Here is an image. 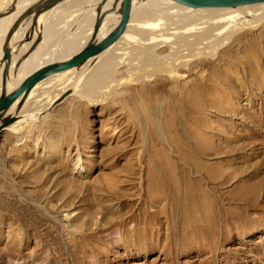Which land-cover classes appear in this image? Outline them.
I'll return each mask as SVG.
<instances>
[{
	"label": "rangeland",
	"instance_id": "1",
	"mask_svg": "<svg viewBox=\"0 0 264 264\" xmlns=\"http://www.w3.org/2000/svg\"><path fill=\"white\" fill-rule=\"evenodd\" d=\"M161 6L130 65L1 132L0 264H264V24L169 73L195 24Z\"/></svg>",
	"mask_w": 264,
	"mask_h": 264
},
{
	"label": "bare ground",
	"instance_id": "2",
	"mask_svg": "<svg viewBox=\"0 0 264 264\" xmlns=\"http://www.w3.org/2000/svg\"><path fill=\"white\" fill-rule=\"evenodd\" d=\"M36 1L38 0H6L2 2V10L3 8L7 9L11 5H13V8H11V6L9 12L5 10L8 14H6V12V15L2 13L4 16L0 17V55L2 54V44L5 36L13 26L14 21L22 11L36 3ZM70 1L72 2V0H63L52 8L41 12L35 21L33 20L31 13L21 19L20 22L13 28L9 39V46L11 47L12 53L11 61L7 68L5 77L6 90L14 87L21 81V79L35 70L42 63L51 59L65 57L75 51H78L87 40L94 24L96 15L95 7L99 0H73V5L68 3ZM109 4L110 1H108L103 8L107 7ZM161 4H167L173 8L177 7V10L179 11L183 9L184 11L187 10L192 12V15H178L182 19H187L195 24H192L193 26L190 27V31L186 33L184 38L188 52H186L182 60L179 58L181 61L178 60V62H171V65L165 70L169 73H175L180 62L184 60H189L192 57L195 58L209 52H214L217 48L230 41L240 31L248 28H256L264 24V2L249 3L234 7L195 8L178 4L173 0H135L133 2L132 11V14L134 13L135 15L131 16V19L129 18L130 20L127 23V30L121 38L114 42L107 50L102 52L96 59L85 63L83 65L85 67L79 70L80 72L76 77L72 78L70 75L76 68H70L50 74L49 76L36 82L26 96L23 98H17L8 108L7 113L16 114V119L12 123L8 124L2 131L6 130L12 133L23 132V130L33 126L37 120L42 119L49 109L55 107L70 95L85 96V93L89 89L87 84H91L93 81L103 78V76H109L113 71L115 72V69L118 67L120 68L123 65L129 64V62L132 63L131 61L126 62L127 60L125 59L117 61V58L121 57L117 50L121 49L124 41L134 42L139 39H150L146 26H158L164 20L166 21V17L163 20H160V17L157 16V13L160 12L161 7H163ZM141 7L145 9H142ZM213 8L229 9L223 10ZM163 9L165 11H169V9L162 8L161 13H163ZM73 11H81L83 14L82 19L78 20L76 17H72L70 12ZM184 11L181 13H188H185ZM175 13L177 14L180 12L174 11L173 14L175 15ZM161 15L162 14H160V16ZM55 17H57V20ZM108 17L109 19L107 24L101 27V32L99 33H103L117 22L118 13L114 12ZM173 18L175 19V17ZM136 19L139 20L140 23H133V20L135 21ZM171 22L172 21H170V23ZM59 24H61V26H58ZM182 27L183 26L180 28ZM184 28L187 31V28ZM180 30L185 31L184 29ZM62 33H68V38L60 43L59 39H61L60 36ZM158 33L159 32H157V34L154 33L157 35L156 37H158ZM170 33L167 34L170 35ZM173 33H171V35ZM180 33H182V31ZM154 37H152L153 40H150V42L146 41L147 44L158 42L159 39H154ZM24 38H29V40L23 42L22 40ZM160 40L162 39L160 38ZM143 43H145V41ZM127 45L128 44L125 43L124 46ZM133 45L132 47L134 48ZM129 47L128 49L132 50ZM129 50H126V53H129ZM24 53L25 55L22 56ZM104 56L108 57L104 61H100V59ZM134 63L135 62H133V64ZM113 66L115 68H113ZM2 67L3 64H0V89ZM83 83L87 84L83 86ZM183 155L187 158V154L184 151ZM196 166L199 169L202 168V165L199 163H196Z\"/></svg>",
	"mask_w": 264,
	"mask_h": 264
},
{
	"label": "water",
	"instance_id": "3",
	"mask_svg": "<svg viewBox=\"0 0 264 264\" xmlns=\"http://www.w3.org/2000/svg\"><path fill=\"white\" fill-rule=\"evenodd\" d=\"M63 0H38L36 3L27 7L22 11L13 23L9 32L6 34L2 44V54L0 55V64H3L1 71V89H0V134L2 130L16 119V114L7 113L8 108L17 98H23L29 92L31 87L39 80L49 76L50 74L64 71L70 68H78L87 62L96 59L102 52L107 50L114 42H116L127 30V23L132 15L133 2L135 0H99L96 4V15L91 33L87 40L83 43L78 51H75L65 57L51 59L42 63L35 70L27 74L14 87L5 89V77L7 68L11 61V47L9 39L11 31L20 22L32 13L33 20L37 16L49 8H52ZM110 1L107 7L103 6ZM178 4L203 8V7H234L237 5L264 2V0H173ZM118 4V5H117ZM118 13L117 22L109 27L103 33L100 29L107 24L112 13Z\"/></svg>",
	"mask_w": 264,
	"mask_h": 264
}]
</instances>
